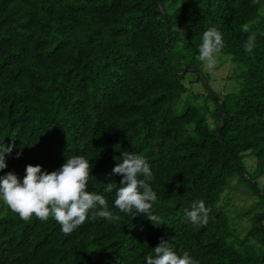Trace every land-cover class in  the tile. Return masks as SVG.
Returning <instances> with one entry per match:
<instances>
[{
	"label": "trees",
	"instance_id": "trees-1",
	"mask_svg": "<svg viewBox=\"0 0 264 264\" xmlns=\"http://www.w3.org/2000/svg\"><path fill=\"white\" fill-rule=\"evenodd\" d=\"M210 27L222 34L219 54L242 67L239 86L219 98L202 83L203 103L177 112L184 73L202 80L194 56ZM12 145L0 177L22 182L28 165L52 172L83 156L87 191L119 220L93 219L97 205L66 235L51 216L24 221L5 205L0 264H146L161 238L200 264H264V217L252 222L264 214L254 183L264 176V0H0V147ZM124 152L150 166L158 222L120 212L115 188L105 191L120 186L112 170ZM232 180L256 198L243 231L218 205ZM199 200L210 213L194 225L185 213Z\"/></svg>",
	"mask_w": 264,
	"mask_h": 264
},
{
	"label": "clouds",
	"instance_id": "clouds-1",
	"mask_svg": "<svg viewBox=\"0 0 264 264\" xmlns=\"http://www.w3.org/2000/svg\"><path fill=\"white\" fill-rule=\"evenodd\" d=\"M244 32L250 31L249 26L243 27ZM255 42V34L249 36L245 50L251 54ZM224 47L222 34L216 27H210L202 34V43L198 46V59L208 70L217 64V55ZM14 145L0 147V170L7 167L6 154H11ZM19 156V153H17ZM113 174L122 176L119 187L109 183L105 191L111 193L115 188L114 206L120 212L131 214L135 209L137 215L145 214L153 223L159 218L151 211L157 195L150 187L149 181L153 173L146 159L138 154L123 153V162L113 168ZM90 176V163L83 156H72L55 171H42L41 166L28 165L26 174L21 180L16 174L9 172L0 177V200L12 212L28 221L33 215L41 221L49 217L61 226V231L68 235L81 226L87 219L88 213L108 221L119 220L108 209L103 195L87 191ZM140 177H143L141 179ZM210 209L203 200L194 201L191 210H186V217L192 224H206ZM146 264H200L193 260L188 253L177 255L167 241L161 242L154 248V255L146 257Z\"/></svg>",
	"mask_w": 264,
	"mask_h": 264
},
{
	"label": "rangeland",
	"instance_id": "rangeland-1",
	"mask_svg": "<svg viewBox=\"0 0 264 264\" xmlns=\"http://www.w3.org/2000/svg\"><path fill=\"white\" fill-rule=\"evenodd\" d=\"M198 57L199 54L194 56L193 66L199 71L202 80L198 79L196 73L192 70L184 73L182 83L185 86V91L173 106L177 112H181L185 107L200 106L203 103L206 93L202 88L203 82L219 98L226 93L235 92L239 86V75L242 72V67L232 63L227 55L218 54L217 64L212 70H208ZM206 105L211 108L209 103H206ZM206 121L210 127L213 126L208 114H206ZM242 164L247 171H251L254 167V159L245 154ZM234 182L232 180L229 186L224 189L220 195L218 205L225 210L229 224L243 231L244 227L248 223L250 224L251 218L255 217L258 212L257 208L248 209L256 198L250 193L251 187L245 181L241 180L236 187L233 186ZM254 183L259 190L264 192V176L256 178ZM4 206L5 204L0 200V214L3 213ZM257 217L259 216H256L252 222ZM261 225L264 227V219H262Z\"/></svg>",
	"mask_w": 264,
	"mask_h": 264
},
{
	"label": "water",
	"instance_id": "water-1",
	"mask_svg": "<svg viewBox=\"0 0 264 264\" xmlns=\"http://www.w3.org/2000/svg\"><path fill=\"white\" fill-rule=\"evenodd\" d=\"M203 85H204L205 89H206L208 92H210L208 86H207L204 82H203ZM210 93H211V92H210ZM210 95H211V94H210ZM263 217H264V214L261 215V216H259V217H257V218L254 220V224H256L257 221L260 220V219L263 218Z\"/></svg>",
	"mask_w": 264,
	"mask_h": 264
}]
</instances>
